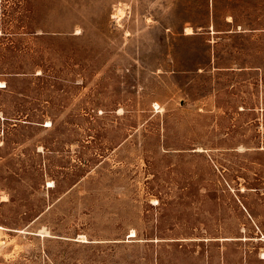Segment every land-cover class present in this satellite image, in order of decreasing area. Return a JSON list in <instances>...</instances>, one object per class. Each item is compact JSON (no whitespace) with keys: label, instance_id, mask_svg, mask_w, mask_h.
<instances>
[{"label":"rangeland","instance_id":"rangeland-1","mask_svg":"<svg viewBox=\"0 0 264 264\" xmlns=\"http://www.w3.org/2000/svg\"><path fill=\"white\" fill-rule=\"evenodd\" d=\"M0 80V264H264V0H0Z\"/></svg>","mask_w":264,"mask_h":264},{"label":"bare ground","instance_id":"bare-ground-1","mask_svg":"<svg viewBox=\"0 0 264 264\" xmlns=\"http://www.w3.org/2000/svg\"><path fill=\"white\" fill-rule=\"evenodd\" d=\"M184 31L185 32H191V28H190V26H185V28H184ZM0 83H2V80H0ZM136 235V232H135V230L132 228L131 229V231H130V234H128V237H133V236H135ZM78 238H81V239H84V234H79L78 236H77ZM262 238H264V235L262 236ZM85 240V239H84ZM263 254H264V251L262 252ZM262 256V255H261Z\"/></svg>","mask_w":264,"mask_h":264}]
</instances>
